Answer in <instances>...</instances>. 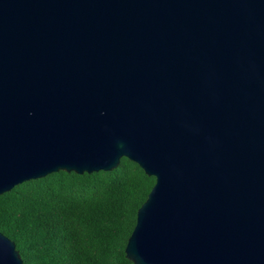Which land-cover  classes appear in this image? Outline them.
Instances as JSON below:
<instances>
[{
  "label": "water",
  "instance_id": "95a60500",
  "mask_svg": "<svg viewBox=\"0 0 264 264\" xmlns=\"http://www.w3.org/2000/svg\"><path fill=\"white\" fill-rule=\"evenodd\" d=\"M123 157L133 264H264V0H0V195Z\"/></svg>",
  "mask_w": 264,
  "mask_h": 264
},
{
  "label": "trees",
  "instance_id": "16d2710c",
  "mask_svg": "<svg viewBox=\"0 0 264 264\" xmlns=\"http://www.w3.org/2000/svg\"><path fill=\"white\" fill-rule=\"evenodd\" d=\"M155 183L126 157L112 171L54 172L0 195V232L24 264H133L126 246Z\"/></svg>",
  "mask_w": 264,
  "mask_h": 264
}]
</instances>
